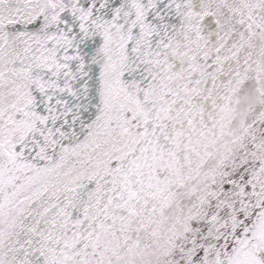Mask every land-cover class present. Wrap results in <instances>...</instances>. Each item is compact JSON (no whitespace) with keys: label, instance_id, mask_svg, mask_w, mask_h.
Returning <instances> with one entry per match:
<instances>
[{"label":"snow or ice","instance_id":"6c2138e0","mask_svg":"<svg viewBox=\"0 0 264 264\" xmlns=\"http://www.w3.org/2000/svg\"><path fill=\"white\" fill-rule=\"evenodd\" d=\"M0 264H264V0H0Z\"/></svg>","mask_w":264,"mask_h":264}]
</instances>
